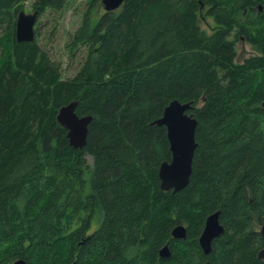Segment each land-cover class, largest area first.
<instances>
[{
  "label": "trees",
  "instance_id": "16d2710c",
  "mask_svg": "<svg viewBox=\"0 0 264 264\" xmlns=\"http://www.w3.org/2000/svg\"><path fill=\"white\" fill-rule=\"evenodd\" d=\"M24 1L0 0V264H264V28H249L261 54L240 63L226 38L246 28L245 8L261 18L249 7L264 0H125L95 20L90 0L65 43L71 58L83 53L69 77L36 29L15 39ZM67 2L31 7L39 17ZM173 99L192 102L197 120L191 174L175 192L159 187L171 153L151 124ZM72 100L91 115L80 148L56 119ZM216 210L223 232L204 253L197 238ZM178 224L185 236L174 238Z\"/></svg>",
  "mask_w": 264,
  "mask_h": 264
},
{
  "label": "water",
  "instance_id": "95a60500",
  "mask_svg": "<svg viewBox=\"0 0 264 264\" xmlns=\"http://www.w3.org/2000/svg\"><path fill=\"white\" fill-rule=\"evenodd\" d=\"M125 0H100L105 11L115 10ZM264 7L259 5V9ZM38 17V11L25 12L19 10L15 22V39L17 41H30L34 38V25ZM77 100H72L60 106L56 113L57 122L67 132L68 142L73 147H82L86 142L88 123L91 115L79 116L75 112ZM192 108V102H180L171 100L163 109L160 117L152 120L151 124L163 125L169 142L171 158L164 160L158 168L159 187L161 190L169 189L175 192L183 188L190 177L192 159L197 142L195 140L196 118L188 111ZM218 211L208 214L197 238L198 244L204 253L211 250L212 240L223 232V226L219 222ZM186 229L183 224H178L171 230L174 238L184 237ZM260 234L263 246L258 252V257L264 258V218L260 226ZM170 249L165 244L160 250V256H168ZM12 264H28L23 259H17ZM205 264H209L207 261Z\"/></svg>",
  "mask_w": 264,
  "mask_h": 264
},
{
  "label": "rangeland",
  "instance_id": "374dc122",
  "mask_svg": "<svg viewBox=\"0 0 264 264\" xmlns=\"http://www.w3.org/2000/svg\"><path fill=\"white\" fill-rule=\"evenodd\" d=\"M34 0H25L23 3V10L25 12H31L32 7L31 3ZM100 1V0H99ZM98 1V4H95L90 8V16L93 20L97 19L103 11L101 2ZM90 0H68L66 6L61 11H50L47 10L44 14L40 15L34 25V29L37 30V41L40 47L46 51L52 59H55L60 62L62 66V76L69 77L72 76L79 66V59L82 58L83 53H77L76 58H71L68 49L65 46V43L68 39V36L75 30L79 25L84 11L88 8ZM248 17V16H247ZM246 20V28L242 33L247 38V42L244 43L241 40H235L234 47L237 51V58L240 59L236 63H240L241 60L250 56V55H259L261 52L248 41V37H252L249 32V28H264L263 18L258 20L250 17ZM256 23V26L252 24ZM201 28L205 31H210L214 28V21L212 17L202 15L200 19ZM213 31V30H212ZM231 39L233 37H230ZM240 61V62H239ZM90 161V158L87 157ZM99 218L93 220V225H99Z\"/></svg>",
  "mask_w": 264,
  "mask_h": 264
},
{
  "label": "flooded vegetation",
  "instance_id": "af4514ba",
  "mask_svg": "<svg viewBox=\"0 0 264 264\" xmlns=\"http://www.w3.org/2000/svg\"><path fill=\"white\" fill-rule=\"evenodd\" d=\"M264 5V4H263ZM257 6V5H256ZM249 8H251L252 10H256V12H255V16H258V17H264V7H262L261 9H259L258 7L257 8H255V7H249ZM246 10H245V12L247 11V8H245ZM259 10V11H258ZM211 33V31H209L208 32V34H210ZM230 37H233L232 39L230 38ZM226 38L228 39V40H231L232 41V43H235V40L237 39V40H241V41H243L244 43H246V36L245 35H243V34H237L236 32H230L227 36H226ZM169 190H171V189H169ZM168 245V244H167ZM164 246V245H163ZM162 246V247H163ZM161 247V248H162ZM160 248V249H161ZM159 249V250H160ZM159 250H158V253H159Z\"/></svg>",
  "mask_w": 264,
  "mask_h": 264
}]
</instances>
